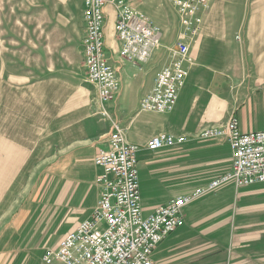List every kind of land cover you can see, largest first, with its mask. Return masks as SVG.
Instances as JSON below:
<instances>
[{"label": "crops", "instance_id": "0c3cea01", "mask_svg": "<svg viewBox=\"0 0 264 264\" xmlns=\"http://www.w3.org/2000/svg\"><path fill=\"white\" fill-rule=\"evenodd\" d=\"M59 1L64 7L59 11L61 18L57 19V22L61 23L60 28H67L70 33L71 25L78 21L82 32L85 33L83 0H75L74 8L78 12L72 17L67 15L65 8L70 0ZM170 6L175 17L170 25L165 27L169 28L171 33L172 50L180 26L176 9L171 4ZM159 8V5L156 6V9ZM251 9L254 13L253 19H226L217 16L216 9H212L211 0H208L200 32L189 40L190 60L185 63L187 74L178 91L174 108L167 113L139 109V100L151 88L156 71L172 59L170 52L168 59L162 62L168 37L166 29L163 30L166 16L163 18L157 13H150L154 16L150 19L155 21L162 31L161 45L140 68L121 61L117 53L126 74L133 75L130 79L134 85L133 101L137 105L138 114L129 123L113 121H117L123 128L128 142L138 145V168L146 170L149 174V187L140 188L144 213H150L156 206L164 204L176 195L205 187L211 180L229 170L231 151L228 143L222 136H200L203 128L224 125L234 116L242 132L264 130V18H258L261 9L259 3H255ZM105 14L112 18L114 23L115 11L112 5H106ZM147 67L151 68L152 73L148 76V81L143 83L140 75L145 73ZM228 82H243L246 90L234 105L223 101L222 89ZM76 125L75 129L74 121L73 124L70 122L69 126L68 120L59 125L55 138L59 140L62 148L78 142L82 135L85 136L83 127L81 128L79 123ZM159 132L185 135L187 139L154 151L147 149L148 139ZM106 134L107 132L104 135ZM103 145L104 139L102 144L91 152L85 151L84 155L68 154L56 165L63 178L60 189L53 193L50 204H54L52 207L58 205L62 208L68 219L60 231L56 232L58 239L73 229L79 221L91 215L98 196L94 179L99 173V168L93 163V157ZM89 184L92 193L88 199L86 188ZM239 188L241 187H235L233 183L228 182L205 192L187 204L182 213L183 225L158 244L152 259L160 264H264L262 237L249 235L253 232L246 231L247 228L240 226L236 220L243 211L237 204L239 200L237 201L236 191ZM50 207L48 205V209Z\"/></svg>", "mask_w": 264, "mask_h": 264}, {"label": "rangeland", "instance_id": "374dc122", "mask_svg": "<svg viewBox=\"0 0 264 264\" xmlns=\"http://www.w3.org/2000/svg\"><path fill=\"white\" fill-rule=\"evenodd\" d=\"M129 2L149 18L155 13L166 16L164 62L172 52L165 25L173 21L174 10L166 0ZM211 2L217 16L244 21L254 18L251 8L259 3L258 18H264V0ZM74 6L75 0H70L65 7L70 17L77 15ZM62 9L59 0H0V264H46L41 256L56 247V232L67 219L62 208L50 204L63 178L56 165L68 154L84 155L100 146L113 120L125 124L138 114L133 75L126 74L117 57L113 19L105 15L104 45L119 88L113 100L101 103L83 66L84 31L78 21L70 33L60 28ZM151 73L147 67L140 75L143 83ZM225 86L223 101L230 105L246 92L243 82ZM64 120L69 126L75 121V129L79 123L85 136L62 148L55 137ZM148 177L138 168L139 189L149 187ZM86 193L89 199L91 184ZM236 194L243 209L236 217L238 224L264 242V183L243 186Z\"/></svg>", "mask_w": 264, "mask_h": 264}, {"label": "built area", "instance_id": "2783aa9c", "mask_svg": "<svg viewBox=\"0 0 264 264\" xmlns=\"http://www.w3.org/2000/svg\"><path fill=\"white\" fill-rule=\"evenodd\" d=\"M178 15L172 59L153 77V84L139 100L141 111L167 113L176 103L178 91L187 74L189 40L200 32L208 0H167ZM115 11L114 33L118 57L138 68L160 46L159 25L137 11L127 0H83V65L87 79L96 87L97 98L107 102L119 88L116 69L104 52L106 5ZM202 137H224L231 151L229 170L205 187L176 195L144 213L138 178V145L126 140L123 128L113 121L104 145L94 154L99 168L94 179L96 204L91 215L65 233L53 249L42 255L45 263L61 264H160L152 259L158 244L183 225V209L205 192L231 182L235 187L264 182V130L242 132L231 116L224 125L208 126ZM185 135L159 132L152 135L146 148L157 150L186 141Z\"/></svg>", "mask_w": 264, "mask_h": 264}]
</instances>
